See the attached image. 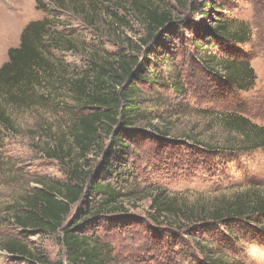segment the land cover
Returning <instances> with one entry per match:
<instances>
[{"label":"trees","instance_id":"16d2710c","mask_svg":"<svg viewBox=\"0 0 264 264\" xmlns=\"http://www.w3.org/2000/svg\"><path fill=\"white\" fill-rule=\"evenodd\" d=\"M49 1L60 9L71 5L77 10L87 6L96 9L95 3L89 0ZM127 6V12L133 13L146 27L147 36L141 40L143 50L137 57L119 55L113 61L92 64L81 76L68 79L61 74L58 79L56 61L50 52L57 44H62L57 43L61 37H54L51 21L45 19L26 26L19 47L10 49L8 62L0 68L2 131L14 130L12 113L15 109L28 107L34 100L51 103V97L40 92L49 84L55 89L54 79L68 87L72 100L79 105L68 131L71 143H66L72 145L70 150H78L79 158L70 159L71 151L63 143L47 152L48 157L64 165L66 180L44 181L40 189L27 193L12 215L13 225L23 231L22 236L30 231L61 233L65 264H135L144 254H148L150 260L157 259L159 264H178L176 259L181 260L183 249L174 248L177 244L186 247L181 235L187 231L191 234L194 251L198 252L197 256H191L192 264H228L220 256L203 255L199 251L200 239L210 235L214 245L225 248L232 246L231 233L235 230L249 233L261 230L264 233V228L255 225L260 219L264 221V185L231 198L221 197L212 202L204 199L193 204L156 187L149 195L148 219L156 226L151 238L123 256L114 247V236L145 224L140 218L129 215L124 205L125 193L132 180L129 170L134 151L142 150L144 140L153 139V134L167 138L155 126L149 135L131 128L134 120L142 115L140 95L152 89L156 92L155 87H162L161 90L173 96H183L184 86H187L185 76L190 68L192 72L203 68L206 81L201 83L200 89L206 96L217 94L218 98H224L225 91H248L256 81L255 71L245 57L247 53L237 49L248 47L249 27L243 21L221 15L230 7L225 0L214 3L204 0L200 9L191 6L192 13L205 20L217 13L213 8L220 10L211 27L192 21H175L170 13L161 12V8L148 0H130ZM46 7L39 0L38 9ZM187 32L190 33L188 37ZM170 35L179 42L178 49L172 53V58L177 61L174 77L164 65L165 59L159 62L155 57L159 49H165L171 56V51L159 43L161 38ZM67 43L74 46L71 40ZM179 51L183 53L182 61H190L187 74H182L178 68ZM227 54L232 55L231 58H227ZM190 76L188 83L192 84L195 76L193 73ZM160 78L164 81H159ZM218 120L230 135L243 139L237 149L264 148V127L240 114H222ZM105 141H108V147ZM200 152L212 154L209 149ZM94 153L100 155L96 170L91 169L88 161ZM80 160L84 166L78 165ZM3 247L16 260L25 262L36 258L20 239H11Z\"/></svg>","mask_w":264,"mask_h":264},{"label":"rangeland","instance_id":"374dc122","mask_svg":"<svg viewBox=\"0 0 264 264\" xmlns=\"http://www.w3.org/2000/svg\"><path fill=\"white\" fill-rule=\"evenodd\" d=\"M41 1L47 5L46 9H38L39 0H0V68L8 62L10 49L19 47L26 26L45 19L51 21L54 37H61L57 43L62 44H57L50 52L56 61L57 78L61 74L68 79L81 76L92 64L113 61L119 55H141V40L147 36L146 27L133 13L127 12L130 0H89L95 3L96 9L87 6L79 10L73 9L72 5L60 9L49 0ZM216 1L212 0L213 3ZM148 2L161 8V12L170 13L175 21H192L204 27L214 25L213 19L220 12L213 8V12L217 13L205 20L196 17L197 14L190 10L191 6L200 9L204 0ZM225 2L230 7L221 15L243 21L249 27L248 47H238L237 50L247 53L245 57L256 75L254 86L248 91H225L224 98H218L217 94L206 96L200 89L201 83L206 81L203 68L197 72H192L190 68L187 74L190 61H182L183 53L179 51L178 68L182 74L188 75L185 76L187 86H184L183 96H173L161 90L162 87H155L156 92L152 89L140 95L142 115L134 120L131 128L149 135L154 132L155 126L167 138L153 134L154 138L144 140L145 147L135 150L130 159L132 180L125 193L124 205L129 215L140 218L145 224L138 225L134 231L115 234L114 247L123 256L130 250H137L156 230L148 219L149 195L156 187L164 188L172 196L193 204L204 199L231 198L264 185V148L251 151L237 149L243 139L235 134L230 135L218 120L222 114H240L264 127V0ZM123 6L126 9L121 10ZM189 35L187 32L186 36ZM69 40L74 42V46L67 43ZM48 41L52 43V40ZM159 43L171 51V56L165 49H159L155 57L159 62L165 59L164 65L174 77L177 61L172 58V53L178 49L179 42L170 35L161 38ZM230 56L226 55L227 58ZM192 73L195 78L191 84L188 81H191L189 77ZM159 81L164 79L160 78ZM54 83L55 89L49 84L40 92L47 93L51 103H39L33 99L28 107L21 106L12 113L13 131H2L0 126V264H65L61 233L30 231L22 236L23 231L12 222V215L27 193L40 189L44 181L57 183L66 180L64 165L48 157L47 152L57 148L58 144L71 143L68 131L79 105L72 100L66 85L56 79ZM105 145L108 147V141H105ZM65 146L69 149L72 145ZM201 149H209L212 154L202 155ZM69 152L70 159L79 158L77 149L71 148ZM99 160L100 155H90L88 161L92 170H96ZM78 165L84 166V162L80 160ZM255 225L256 228H264V221L260 219ZM257 231H233L232 246L225 248L214 245L209 235L200 239L199 251L209 257L220 256L228 264H264V233ZM183 234L181 238L186 241V247H180L175 240L177 247H173L174 250L183 249L181 260H176L178 264H192L191 256H197L198 252L194 251L190 241L191 234L188 231ZM11 239L24 242L36 258L24 262L9 256L3 245ZM135 264L159 262L155 258L150 260V256L144 254Z\"/></svg>","mask_w":264,"mask_h":264}]
</instances>
